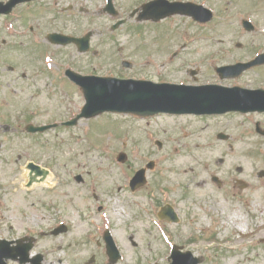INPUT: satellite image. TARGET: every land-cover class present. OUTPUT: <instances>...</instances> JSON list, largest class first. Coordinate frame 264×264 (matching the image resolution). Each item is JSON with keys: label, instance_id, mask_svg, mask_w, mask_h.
<instances>
[{"label": "rangeland", "instance_id": "374dc122", "mask_svg": "<svg viewBox=\"0 0 264 264\" xmlns=\"http://www.w3.org/2000/svg\"><path fill=\"white\" fill-rule=\"evenodd\" d=\"M112 1L116 16L102 11L106 0H41L0 16V43L7 41L0 46V236L33 231L35 251L57 249L50 247L57 242L58 258L99 260L107 257L94 243L109 229L121 254L116 264H166L171 244L192 245L204 259L201 264H264V155L255 150L263 146L248 115L140 119L103 113L37 136L21 131L25 118L34 124L60 123L79 112L81 91L59 79L68 68L153 82L194 83L198 77L196 82L206 83L218 81L212 80L216 74L210 63L247 60L264 51V0H207L216 17L199 25L179 15L138 21L129 15L145 0ZM243 19L251 21L253 32L242 28ZM87 31L86 52L72 44L51 46L45 38L50 32L80 36ZM122 61H131L132 67L125 68ZM233 84L263 86L264 67L246 70ZM218 132L227 139L218 138ZM120 152L127 155L125 163L111 155ZM147 159L157 163L145 170L146 182L132 192L126 187L128 169ZM29 161L50 171V184L25 187ZM169 165L185 172H169ZM215 166L220 171L213 176L206 167ZM173 175L191 182L176 184ZM198 179L204 181L201 188L194 185ZM165 203L177 212L178 223L156 217ZM234 212L250 232L243 239L234 226L238 221L229 219ZM62 225L66 228L58 237L38 235ZM225 236L235 238L234 246L247 256L230 258L232 242Z\"/></svg>", "mask_w": 264, "mask_h": 264}, {"label": "water", "instance_id": "95a60500", "mask_svg": "<svg viewBox=\"0 0 264 264\" xmlns=\"http://www.w3.org/2000/svg\"><path fill=\"white\" fill-rule=\"evenodd\" d=\"M101 81L106 83V86H103L105 90H97V87H95L93 92H90V90L86 92L87 104L83 109L82 115L91 116L105 109L135 110V108L142 109L144 107L172 109L174 106L179 103H184L185 101L183 94L179 93L180 91L172 92L173 94L151 92L137 96L134 94L115 92V90H108L109 86L113 82V79H102ZM37 129L43 130L45 127ZM40 172L41 171L39 170V173ZM33 180L34 178L30 179L29 185Z\"/></svg>", "mask_w": 264, "mask_h": 264}, {"label": "bare ground", "instance_id": "6f19581e", "mask_svg": "<svg viewBox=\"0 0 264 264\" xmlns=\"http://www.w3.org/2000/svg\"><path fill=\"white\" fill-rule=\"evenodd\" d=\"M206 169L212 174V175H215L217 172H219L220 171V167L219 166H215V167H206ZM167 171H169V172H174V173H178V174H180V172H185L184 170H181V169H179V167H176V166H173V165H169L168 167H167ZM242 171V170H241ZM44 174V173H43ZM37 178H40V180H41V184H43V185H48V184H50V180H51V178H50V176H37ZM190 178V177H189ZM192 179H194V178H192ZM170 180L171 181H174L176 184H180L181 182H191V180L190 181H188V180H186V179H184V177H182L181 175H173V176H171L170 177ZM204 184V181L203 180H201V179H198V180H196V182H195V184L194 185H199V187L201 188V186H204L203 185ZM117 207V203H115V212H116V215H118L119 214V211H118V209L116 208ZM235 213V215H233L232 217H230L229 219H231V220H233V221H238V223H236L234 226H235V228H236V230L238 231V233H239V238H244V237H246V236H248L249 235V231H247L246 229H245V227L247 226L246 225V222H245V220H243V218H242V216L239 214V213H237V212H234ZM229 222H224V225H226V224H228ZM239 240V239H238Z\"/></svg>", "mask_w": 264, "mask_h": 264}, {"label": "flooded vegetation", "instance_id": "af4514ba", "mask_svg": "<svg viewBox=\"0 0 264 264\" xmlns=\"http://www.w3.org/2000/svg\"><path fill=\"white\" fill-rule=\"evenodd\" d=\"M13 233L6 236L8 241H11V247L17 246V245H23L26 242H29L31 239V234H22L19 236H12ZM34 247V245H33ZM40 255V258H37V256ZM6 264H83V263H93V262H87L82 260H71V259H47V254L40 253V252H30L29 258L21 262L20 260H13L8 259L5 260Z\"/></svg>", "mask_w": 264, "mask_h": 264}]
</instances>
